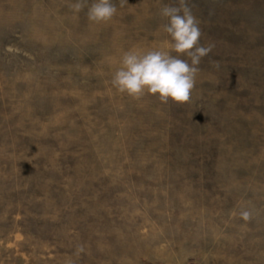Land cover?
Returning <instances> with one entry per match:
<instances>
[{"label":"rangeland","instance_id":"obj_1","mask_svg":"<svg viewBox=\"0 0 264 264\" xmlns=\"http://www.w3.org/2000/svg\"><path fill=\"white\" fill-rule=\"evenodd\" d=\"M0 264H264V0H0Z\"/></svg>","mask_w":264,"mask_h":264}]
</instances>
